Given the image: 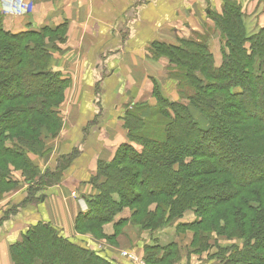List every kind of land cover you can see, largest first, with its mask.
<instances>
[{"label":"trees","instance_id":"1","mask_svg":"<svg viewBox=\"0 0 264 264\" xmlns=\"http://www.w3.org/2000/svg\"><path fill=\"white\" fill-rule=\"evenodd\" d=\"M212 19L223 39L217 67L200 37L150 44L152 58L183 69L179 99L157 93L146 115L144 105L127 109L122 119L129 140L111 161H98L92 181L97 194L76 216L77 233L98 238L112 221L113 240L125 224L154 231L191 211L195 218L177 229L193 231L196 250L205 249L215 231L244 239L243 249L223 264H264V26L247 35L240 5L230 0ZM66 26L63 21L12 32L0 14V195L14 185L11 167L29 180L37 176L28 154L45 150L43 126L52 135L61 126L57 107L70 79L47 65L52 55L44 32L51 29L48 38L62 42ZM36 189L28 187L31 198ZM125 208L129 217L117 218ZM10 252L14 264L37 258L41 264H116L43 222L30 226ZM144 257L148 264H175L179 252L173 242L154 243L145 245Z\"/></svg>","mask_w":264,"mask_h":264},{"label":"crops","instance_id":"2","mask_svg":"<svg viewBox=\"0 0 264 264\" xmlns=\"http://www.w3.org/2000/svg\"><path fill=\"white\" fill-rule=\"evenodd\" d=\"M30 1V12L5 13L3 27L19 32L65 21L66 40L62 45L69 53L63 60L68 64L62 59L56 62L53 57L52 66L69 77L70 85L59 109L64 119L60 136L46 142L41 153L28 154L37 176L29 180L21 169L11 167L14 185L0 195V264H14L10 245L21 241L24 232L38 222L48 223L73 242L97 249L99 240L77 233L75 219L87 209L86 199L97 194L91 183L98 161H111L125 142L122 117L126 108L146 103L152 107L157 93L172 101L179 99L175 94L177 83L168 75L166 61L152 58L148 52L152 42L202 33L208 37L213 64L219 66L222 59L218 44L221 32L212 15L221 13L223 0H73L69 18L55 13L62 1ZM230 1L240 5L247 35L264 26V0ZM55 174L51 184L45 182ZM30 185L37 188L33 198L29 195ZM129 215L130 210L125 208L117 218ZM185 218L184 213L160 231L142 230L131 242L126 229L116 245L101 239L104 248L99 254L130 264L120 256L122 249L144 255L145 245L171 241L180 250L175 264H219L204 257L197 261L193 254L186 261L185 252L192 250V232H177L175 226L193 220ZM113 231V222L103 226L105 235ZM126 241L132 245L126 246Z\"/></svg>","mask_w":264,"mask_h":264},{"label":"rangeland","instance_id":"3","mask_svg":"<svg viewBox=\"0 0 264 264\" xmlns=\"http://www.w3.org/2000/svg\"><path fill=\"white\" fill-rule=\"evenodd\" d=\"M58 1V0H57ZM60 1H62L61 2V4H60V9L57 11V12H55L56 13V15H58V16H66V17H70V14H71V2L73 1V0H59V2ZM3 4H2V3ZM0 3L2 4V5H0V14L2 15V17L4 16V15H10L11 13H16V14H21V13H26L27 11L28 12H30L32 9H33V3H32V1H30V0H0ZM6 3V4H5ZM73 3V2H72ZM8 5V6H7ZM8 8H10V9H12V10H14V11H12V10H8L7 9V7ZM60 11V12H59ZM6 13V14H5ZM49 27H51V28H55L53 25H48ZM4 29H5V27H4ZM28 29V28H27ZM8 31H11V30H9L8 29ZM45 33V46H46V48H47V50L48 51H50L51 52V60H49L48 61V63H47V65L48 66H50V69L52 70V71H55V72H59V70H54L53 69V57H54V59L56 60V62H58V60H60V59H62L63 60V58L64 57H68V47H66V48H63V43L65 42V41H60V40H58L57 38H55V40H53V41H51L48 37H49V35H53L52 33V30L50 29V30H48V31H45L44 32ZM59 33V31H56L54 34H58ZM197 35H194L193 34V32L192 33H190L188 36H186V37H180V38H177L175 41H170V42H172V43H179V41L182 39V38H195V36H196V39L195 40H197L199 37H200V40H203L205 43H207L208 42V37H207V35L205 34V37H203V35L204 34H202V33H196ZM210 34V33H209ZM56 37H58V36H56ZM64 40H66V38L64 39ZM160 41V40H159ZM216 41H217V39H216ZM222 42H223V39L220 37L219 39H218V44H219V46H222ZM183 44V43H182ZM179 45V44H178ZM61 47V48H60ZM61 49V52L59 51ZM68 52V53H67ZM63 63H65V64H68V61H65V60H63ZM58 64V63H57ZM59 65V64H58ZM166 65H167V63H166ZM59 67H62L63 69H66L64 66H59ZM167 69H168V72L170 73H168V75L170 76H173L174 75V77H173V79L176 81V90H175V94H176V96H178L179 94V91H182V84H183V80H182V82L181 83H178V79L177 78H181L183 75H182V71H183V69H181V67H179V66H176L175 64L174 65H170V64H168L167 66ZM263 68H264V65H263ZM61 75H65V76H67L66 74H64V73H62ZM170 76V77H171ZM183 89H185V88H183ZM64 95H65V92H64ZM177 98V97H176ZM64 99V98H63ZM167 99H170V98H167ZM176 101V100H175ZM179 101H181V100H179ZM63 102V101H62ZM62 102L60 103V105L57 107V109H58V114H59V117L61 118V126H60V128H59V130H58V132H57V134H55V135H52L44 126L41 128V137H42V139L44 140V142H45V144H47V143H49L50 141H52L53 139H55V138H57L58 136H60V133H61V129H62V126H63V123H64V119H63V115L61 114V112H60V108H61V105H62ZM146 104H149V103H146ZM146 104H136L137 106H140V105H144V106H142V113H144V115H146L148 112H149V110H150V108L151 107H149V105L148 106H146ZM134 105H132L131 107H128V108H126V111H127V109H130V108H132ZM152 107H154V106H152ZM190 108H192L191 106H190ZM125 111V112H126ZM193 112H194V114H195V117L197 118V120H199L200 121V123L202 124V126H204V127H206L207 126V124H206V121H205V119H204V117L202 116V115H200L199 114V112L196 110V109H194L193 108V110H192ZM124 116V115H123ZM123 118V117H122ZM122 123H123V127H124V121H123V119H122ZM124 129H125V142L126 141H128L129 140V136H128V130L124 127ZM50 140V141H49ZM47 142V143H46ZM96 173V172H95ZM96 174H94L93 175V178H94V176H95ZM93 181V180H92ZM92 185H93V183H91ZM94 186V185H93ZM95 187V186H94ZM97 190V189H96ZM188 212V211H187ZM187 212H185V217H188V218H185V220H190V219H194L195 218V215L193 214V212H189L188 213V216H186V213ZM182 217V216H181ZM181 217H177V218H175V219H173L171 222H174L175 220H177V219H180ZM112 222V221H111ZM170 222V223H171ZM108 223H110V222H108ZM169 223V224H170ZM180 223H182V222H180ZM105 224H107V223H105ZM104 224V225H105ZM177 224H178V222L176 223V231L177 232H185L186 230H189L190 232H192V239H193V231L192 230H190V229H185V227L182 225V226H180L178 229H177ZM103 225V226H104ZM168 226V225H167ZM165 228V227H164ZM113 229H114V224H113ZM126 229V230H125ZM163 229V228H162ZM162 229H157L156 231H160V230H162ZM124 230L126 231V233H127V235L129 236V238H131V239H129V241L131 242V241H134L135 239H138V236H139V234H140V231H139V229H137L135 226H133L131 223H128V224H125V225H123L122 226V228H121V232H123L124 233ZM142 231V230H141ZM155 231V230H154ZM100 232H102V234H101V236L100 237H98V238H96V237H93L92 235H90V234H88V233H86V234H81V235H84V236H87V237H89V238H91L93 241H97V240H99V242H98V245H96V247H97V249H93L92 248V250L93 251H95L100 257H103V258H106V259H110L109 257H107V255H105V256H103L102 254H99V252H100V250H101V248L103 247L104 248V245H102L103 243H101V239H105V243H110V244H112V245H116V239L118 238V240L120 239V237H119V235L115 238V239H111V235H105L104 234V232H103V227L101 228V231ZM210 235H211V237H210V239L208 240V246L205 248V249H200V250H196L192 245H191V243H192V240H191V243H190V247L192 248V250H189L187 253L185 252V256H186V261L187 262H189L190 261V256H191V254H193V258H195L196 257V260L197 261H201V260H203V257L205 258V259H207V260H209V261H211V262H218L219 264H223L225 261H226V259H228V257H230L231 255H232V251L233 250H237V251H239V250H242L243 249V247H244V239L243 238H238V237H227V236H223V235H219V234H217V233H215V231H212L211 233H210ZM160 241H162V240H160ZM128 243L127 241H126V246H128V245H132V243ZM171 242V241H170ZM170 242H168V243H170ZM76 243V242H75ZM161 243H165V242H161ZM174 243V242H173ZM77 244H79V245H81V246H84V247H86V245L85 244H82L81 242H79V243H77ZM167 244V243H166ZM175 244V243H174ZM163 245V244H162ZM176 246V245H175ZM128 248V247H127ZM125 249V248H124ZM124 249H122V250H124ZM131 250V249H130ZM133 250V249H132ZM178 252H179V258H180V250H178ZM142 256H143V258H144V260H145V257H144V255L142 254ZM178 258V259H179ZM192 258V259H193ZM222 259L224 260V262L222 261ZM110 260H112V261H114L116 264H120V263H118L116 260H114V259H110ZM126 260V259H125ZM128 261V260H127ZM197 261H195V260H193V262H197ZM130 264H132L130 261H128ZM145 262L147 263V261L145 260ZM32 264H41V261H40V259H35L34 261H33V263ZM148 264V263H147Z\"/></svg>","mask_w":264,"mask_h":264},{"label":"built area","instance_id":"4","mask_svg":"<svg viewBox=\"0 0 264 264\" xmlns=\"http://www.w3.org/2000/svg\"><path fill=\"white\" fill-rule=\"evenodd\" d=\"M120 256L123 259L130 261L132 264H147L141 253L136 250L124 249L120 251Z\"/></svg>","mask_w":264,"mask_h":264}]
</instances>
